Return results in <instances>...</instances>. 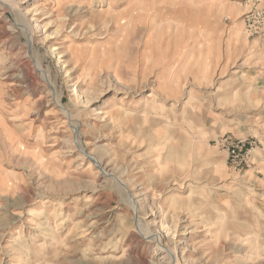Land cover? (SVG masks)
<instances>
[{
    "label": "rangeland",
    "instance_id": "1",
    "mask_svg": "<svg viewBox=\"0 0 264 264\" xmlns=\"http://www.w3.org/2000/svg\"><path fill=\"white\" fill-rule=\"evenodd\" d=\"M106 1L0 0V264H264V0Z\"/></svg>",
    "mask_w": 264,
    "mask_h": 264
},
{
    "label": "bare ground",
    "instance_id": "2",
    "mask_svg": "<svg viewBox=\"0 0 264 264\" xmlns=\"http://www.w3.org/2000/svg\"><path fill=\"white\" fill-rule=\"evenodd\" d=\"M83 0H80V2L77 3V6H81L83 5ZM111 7V3H110V0L109 1H106V9H109ZM117 41V40H116ZM115 44L117 45V42H115ZM115 44H112V45H115ZM143 232V231H142ZM144 233V232H143ZM146 233V231H145ZM144 233V234H145ZM148 235V234H147ZM258 237L256 236V238L253 240V237L251 239V241H257ZM157 240V239H156ZM254 248H255V251H256V255L259 256V245H256V243H254Z\"/></svg>",
    "mask_w": 264,
    "mask_h": 264
}]
</instances>
